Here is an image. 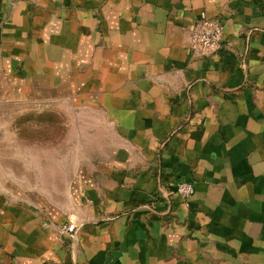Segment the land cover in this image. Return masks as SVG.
Instances as JSON below:
<instances>
[{
	"label": "crops",
	"instance_id": "0c3cea01",
	"mask_svg": "<svg viewBox=\"0 0 264 264\" xmlns=\"http://www.w3.org/2000/svg\"><path fill=\"white\" fill-rule=\"evenodd\" d=\"M62 106L84 162L6 148L0 264H264V0H0V113Z\"/></svg>",
	"mask_w": 264,
	"mask_h": 264
},
{
	"label": "rangeland",
	"instance_id": "374dc122",
	"mask_svg": "<svg viewBox=\"0 0 264 264\" xmlns=\"http://www.w3.org/2000/svg\"><path fill=\"white\" fill-rule=\"evenodd\" d=\"M63 110L53 112L51 109L45 110H30L29 112H5L0 113V137L12 138L16 144L1 146L0 153V171L5 172L8 168L20 170L22 168L21 161L12 162L6 159V148L14 150V152L27 151L28 155L34 156L36 154H45V159L41 161H31L29 166L43 168L45 175L42 179L45 181V188L52 191L53 186L59 181L58 178L48 176L53 169L61 168V185L56 184L64 190L68 184L70 176L69 170L75 169L81 162L73 159L77 150L82 152L85 148L84 135L86 130L70 129L71 123L77 119L84 118L80 114L71 110L68 106H62ZM81 135V136H80ZM80 136V137H79ZM1 173V172H0ZM6 178L4 173L0 174V179ZM33 180L34 177H31ZM52 194V193H50Z\"/></svg>",
	"mask_w": 264,
	"mask_h": 264
},
{
	"label": "built area",
	"instance_id": "2783aa9c",
	"mask_svg": "<svg viewBox=\"0 0 264 264\" xmlns=\"http://www.w3.org/2000/svg\"><path fill=\"white\" fill-rule=\"evenodd\" d=\"M221 40V22L218 19L207 17L204 12H200L192 34V47L201 53L209 54L220 47ZM175 191L186 204V201L194 193V186L189 181L179 180L175 185ZM62 229L72 238L76 237L75 231H71L68 225L63 224Z\"/></svg>",
	"mask_w": 264,
	"mask_h": 264
}]
</instances>
